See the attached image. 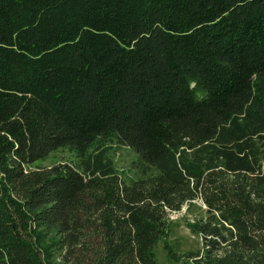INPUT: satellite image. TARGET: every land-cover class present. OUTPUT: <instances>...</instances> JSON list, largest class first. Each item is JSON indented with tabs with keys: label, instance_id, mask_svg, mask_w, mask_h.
<instances>
[{
	"label": "trees",
	"instance_id": "obj_1",
	"mask_svg": "<svg viewBox=\"0 0 264 264\" xmlns=\"http://www.w3.org/2000/svg\"><path fill=\"white\" fill-rule=\"evenodd\" d=\"M101 139L155 174L128 183ZM59 149L81 164L32 168ZM197 201L178 258L167 216ZM160 242L264 264V0H0V264H160Z\"/></svg>",
	"mask_w": 264,
	"mask_h": 264
},
{
	"label": "rangeland",
	"instance_id": "obj_2",
	"mask_svg": "<svg viewBox=\"0 0 264 264\" xmlns=\"http://www.w3.org/2000/svg\"><path fill=\"white\" fill-rule=\"evenodd\" d=\"M90 154L102 153L106 160L110 161L115 172L128 183L138 181L141 178L155 174V169L149 167L129 147L117 143L115 140H99L89 152ZM81 160L69 149H59L51 153L46 159L33 164L32 168H49L56 164L80 165ZM204 206L200 201L194 202L192 206H183L179 212L168 213V235L167 243L172 253L179 257L189 252H197L201 248L200 238L193 234L188 228L203 216ZM156 255L160 264H168V260L162 249V242L156 248ZM58 260V259H56Z\"/></svg>",
	"mask_w": 264,
	"mask_h": 264
}]
</instances>
